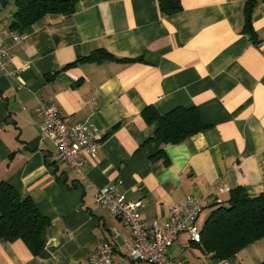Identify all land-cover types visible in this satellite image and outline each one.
Here are the masks:
<instances>
[{
	"label": "crops",
	"instance_id": "obj_1",
	"mask_svg": "<svg viewBox=\"0 0 264 264\" xmlns=\"http://www.w3.org/2000/svg\"><path fill=\"white\" fill-rule=\"evenodd\" d=\"M180 2L166 15L157 0H77L70 18L46 14L14 43L7 30L15 0H0L2 46L19 70L0 73V182L30 196L50 222L38 255L20 239L0 240V264H78L102 242L113 245L114 262L153 264L129 258V227L95 201L118 180L140 219L160 225L172 204L200 198V230L231 189L264 192V0ZM247 14L254 39L244 32ZM97 49L110 58H85ZM40 102L70 125L94 128L100 147L81 169L40 136ZM180 105H194L205 127L176 144L155 139L158 121L146 122L142 111ZM168 255L182 264L215 261L186 232ZM227 260H264V237Z\"/></svg>",
	"mask_w": 264,
	"mask_h": 264
},
{
	"label": "trees",
	"instance_id": "obj_2",
	"mask_svg": "<svg viewBox=\"0 0 264 264\" xmlns=\"http://www.w3.org/2000/svg\"><path fill=\"white\" fill-rule=\"evenodd\" d=\"M77 0H15L10 28L19 31L40 20L46 14L60 13L70 18ZM161 13L169 15L182 9L180 0H157ZM244 32L254 39L249 14L245 17ZM102 49L85 58H110ZM146 122L158 121L154 138L176 144L201 131L202 123L194 105L176 106L164 114L153 106L142 111ZM216 202V201H215ZM49 219L42 215L30 196H22L6 181L0 182V240L20 239L33 255L45 246L44 231ZM196 246L214 260L229 258L250 243L264 237V192L248 195L241 187L230 190L226 201L216 202L206 217ZM264 264V260L256 263Z\"/></svg>",
	"mask_w": 264,
	"mask_h": 264
},
{
	"label": "built area",
	"instance_id": "obj_3",
	"mask_svg": "<svg viewBox=\"0 0 264 264\" xmlns=\"http://www.w3.org/2000/svg\"><path fill=\"white\" fill-rule=\"evenodd\" d=\"M7 34L14 43H22L28 38L26 31L9 28ZM8 52L2 46L0 37V73L5 76H16L18 69L10 67ZM39 119V130L42 138L52 141L58 148L60 158L67 165L81 169L85 157H94L100 147L94 128L85 122L70 125L60 116L53 104L40 102L36 107ZM121 183L107 184L100 187L95 194V201L114 215L123 219L129 227L131 237L125 241L127 254L134 261H148L153 264H182L172 259L168 250L175 237L186 232L192 242L201 240L197 218L204 208L203 201L193 195L179 204L170 206L168 220L160 225L157 221L141 220L138 214V203L127 201L118 189ZM220 202L219 198L215 199ZM113 245L102 242L98 245V254L78 264H123L114 262ZM208 264H228L227 258L218 259Z\"/></svg>",
	"mask_w": 264,
	"mask_h": 264
},
{
	"label": "water",
	"instance_id": "obj_4",
	"mask_svg": "<svg viewBox=\"0 0 264 264\" xmlns=\"http://www.w3.org/2000/svg\"><path fill=\"white\" fill-rule=\"evenodd\" d=\"M16 11V8L13 10V12H15Z\"/></svg>",
	"mask_w": 264,
	"mask_h": 264
},
{
	"label": "rangeland",
	"instance_id": "obj_5",
	"mask_svg": "<svg viewBox=\"0 0 264 264\" xmlns=\"http://www.w3.org/2000/svg\"><path fill=\"white\" fill-rule=\"evenodd\" d=\"M205 211H206V209H205Z\"/></svg>",
	"mask_w": 264,
	"mask_h": 264
}]
</instances>
